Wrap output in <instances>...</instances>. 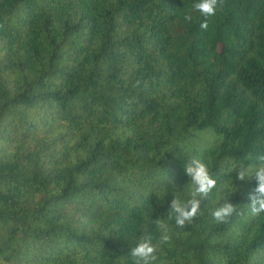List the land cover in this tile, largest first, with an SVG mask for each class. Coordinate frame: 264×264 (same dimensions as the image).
Here are the masks:
<instances>
[{"label":"trees","instance_id":"16d2710c","mask_svg":"<svg viewBox=\"0 0 264 264\" xmlns=\"http://www.w3.org/2000/svg\"><path fill=\"white\" fill-rule=\"evenodd\" d=\"M196 2L0 0V264H133L149 235L154 264H264L257 181L232 171L264 155V0H222L207 30ZM193 156L217 188L177 228Z\"/></svg>","mask_w":264,"mask_h":264},{"label":"clouds","instance_id":"9594fccd","mask_svg":"<svg viewBox=\"0 0 264 264\" xmlns=\"http://www.w3.org/2000/svg\"><path fill=\"white\" fill-rule=\"evenodd\" d=\"M222 0H198L193 5L195 11L199 12L205 19L200 24L203 30L208 29L207 17L215 15L218 3ZM184 19L191 21L192 16L186 14ZM258 164L253 171L250 166L245 167L244 163L236 164L233 170H236V179L245 181L248 178L255 177L257 186L250 193V211L253 216L264 213V155L257 157ZM184 171L190 177V198L182 201L175 196L169 205V220H174L177 228H183L186 224H190L201 208V201L206 199L213 189L217 188V180L213 178L208 165L200 157L193 156L188 163L184 165ZM233 185V183H232ZM221 188L227 189V185H221ZM237 213V207L226 199L220 206L215 208L211 215L216 223H228L231 217ZM160 236L158 243L165 244L170 242L168 224L160 219L155 220ZM157 244L153 243L152 236H144L138 240L136 245L131 248L129 255L133 264H154L157 259Z\"/></svg>","mask_w":264,"mask_h":264},{"label":"rangeland","instance_id":"374dc122","mask_svg":"<svg viewBox=\"0 0 264 264\" xmlns=\"http://www.w3.org/2000/svg\"><path fill=\"white\" fill-rule=\"evenodd\" d=\"M197 134V133H196ZM199 136V135H198ZM205 137V136H204ZM206 138H208V139H214L213 137H211L210 135H207L206 136ZM192 144H194L195 146H197V147H200V146H202V144H203V141H200L197 137H194L193 139H192Z\"/></svg>","mask_w":264,"mask_h":264}]
</instances>
